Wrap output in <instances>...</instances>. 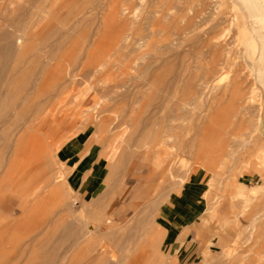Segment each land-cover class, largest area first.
Segmentation results:
<instances>
[{
    "label": "rangeland",
    "instance_id": "1",
    "mask_svg": "<svg viewBox=\"0 0 264 264\" xmlns=\"http://www.w3.org/2000/svg\"><path fill=\"white\" fill-rule=\"evenodd\" d=\"M121 1L0 0V264H264V0Z\"/></svg>",
    "mask_w": 264,
    "mask_h": 264
},
{
    "label": "bare ground",
    "instance_id": "2",
    "mask_svg": "<svg viewBox=\"0 0 264 264\" xmlns=\"http://www.w3.org/2000/svg\"><path fill=\"white\" fill-rule=\"evenodd\" d=\"M110 1V0H109ZM114 1V0H113ZM120 1V0H119ZM123 1V0H122ZM121 1V2H122ZM129 1V0H128ZM124 2V1H123ZM158 2V1H157ZM107 3V2H106ZM109 3V2H108ZM107 3V4H108ZM110 3H112V2H110ZM134 2H132V4H133ZM154 3V2H153ZM183 3H185V2H183ZM102 4V3H101ZM119 4H121V3H119ZM117 5H118V3H117ZM123 5H125V4H123ZM128 5V4H127ZM126 5V6H127ZM134 5V4H133ZM132 5V6H133ZM192 5V4H191ZM253 6L252 7H256V6H254V4H252ZM102 6V5H101ZM104 6H106V5H104ZM125 6V7H126ZM3 7V6H2ZM116 7V6H115ZM110 8L111 9V11H110V13L108 14V17L114 22V23H116L117 24V26H119L118 25V23H124L126 20H129V19H127L129 16V13H128V15H125V16H120V14L118 13V11H120V7L117 9V8ZM124 7V8H125ZM131 7V6H130ZM181 7V6H180ZM186 7V6H185ZM105 9H106V7H104ZM109 8V7H108ZM132 8V7H131ZM151 8V7H150ZM154 8V7H153ZM152 9V8H151ZM125 10V9H124ZM126 11H128V10H126ZM258 11V10H257ZM121 12H122V10H121ZM122 14V13H121ZM125 14V13H124ZM132 14V13H131ZM264 14V13H263ZM123 15V14H122ZM168 16V15H167ZM192 16V15H191ZM123 19H122V18ZM260 17V16H259ZM104 18H106V17H104ZM258 18V17H257ZM144 19V18H143ZM151 19V18H150ZM110 20V21H111ZM259 20H260V26L261 27H263L264 28V15H262V17L261 18H259ZM130 21V20H129ZM138 21V20H137ZM161 21V20H160ZM139 22V21H138ZM141 22V21H140ZM143 22V21H142ZM157 22V21H156ZM185 22H186V20H185ZM122 23V24H123ZM126 23H128V21H126ZM126 23H125V26H126ZM121 24V25H122ZM135 24V23H134ZM149 24V23H148ZM163 24V23H162ZM192 24V23H191ZM167 25V24H166ZM190 25V24H189ZM189 25H188V27H189ZM114 26V25H113ZM136 26H137V24H136ZM140 26V25H139ZM163 26H165V25H163ZM120 27H122L123 29H124V27H123V25L122 26H120ZM148 27V26H147ZM162 27V26H161ZM188 27H187V29H188ZM191 27V26H190ZM46 28V27H45ZM129 28V27H128ZM165 28H166V26H165ZM167 28H168V26H167ZM186 29V30H187ZM194 29V28H193ZM140 30H142V29H140ZM262 30V29H261ZM6 32H4V34H3V31H2V35H0L1 37H0V39L1 40H3V41H5V42H3V41H1V42H3L1 45H0V74H3L4 72H6V70H7V68H6V63L8 62V61H10V58L12 57H14L15 59H17L18 57H20V56H22V55H24L26 52H27V47H29L30 48V46L28 45L29 44V36H28V34L26 33V31L25 30H23V32L21 33V34H19L22 38H23V43L22 44H20V45H15L14 44V42H13V40H12V33H13V31L14 30H12V31H9V32H7V30H5ZM151 31V30H150ZM1 32V31H0ZM144 32V31H143ZM145 32H146V30H145ZM131 33V32H130ZM188 33H190V32H188ZM31 34V33H30ZM141 34V33H140ZM143 34V33H142ZM36 35V34H35ZM34 35V36H35ZM39 35V34H38ZM147 35V34H146ZM144 36V35H143ZM31 37H32V35H31ZM30 37V38H31ZM35 37H33L32 39H34ZM133 38V37H132ZM147 38H149V37H147ZM206 38V37H205ZM210 38V37H209ZM134 39V38H133ZM193 39V38H192ZM197 40V39H196ZM31 41L32 40H30V43H31ZM34 41V40H33ZM32 41V42H33ZM195 41V40H194ZM205 41V40H204ZM210 41V40H209ZM0 42V43H1ZM152 43V42H151ZM162 43V42H161ZM199 44H201L200 43V41L198 42ZM203 43V42H202ZM149 45V44H148ZM198 45V44H197ZM203 45V44H202ZM205 45V44H204ZM207 45H208V43H207ZM151 46V45H150ZM195 46V45H194ZM200 46V45H199ZM199 46H197V48H199ZM221 43L219 42V41H211L210 42V44H209V47H210V50H213V52H217V50H219L220 48H221ZM144 47H145V45H144ZM153 47V46H152ZM202 47V46H201ZM207 47V46H206ZM224 47V46H223ZM158 48H159V46H158ZM196 48V49H197ZM203 48V47H202ZM214 48V49H213ZM200 49V48H199ZM224 49H226V48H224ZM223 49V50H224ZM198 50V49H197ZM202 50V49H201ZM160 51V50H159ZM197 52H199V50L197 51ZM204 52H205V50H204ZM207 52V51H206ZM219 52V51H218ZM158 53V52H157ZM161 53H162V51H161ZM199 53H201V51L199 52ZM154 54H156V53H154ZM202 54V53H201ZM205 54V53H204ZM215 54V53H214ZM161 55L162 54H160V57H161ZM208 57V56H207ZM212 57V58H211ZM210 58L212 59V63H215V62H218V61H220V59L219 58H215V56H211ZM154 58V57H153ZM205 58V57H204ZM207 59H209V58H207ZM159 60V59H158ZM210 60V59H209ZM206 61V60H205ZM222 62V61H221ZM205 63V62H204ZM225 63V62H224ZM144 64V63H143ZM219 64L220 63H217V64H215L216 65V67H217V65L219 66ZM149 65V64H148ZM214 65V66H215ZM222 65V64H221ZM226 65V64H225ZM240 67V66H239ZM255 68V67H254ZM11 70L13 71L14 69H12L11 68ZM11 70H10V72H11ZM211 70V69H210ZM140 71V72H139ZM145 71H146V68H145V66L144 67H141L140 69H138V72H139V76H141V74H143V73H145ZM211 71H213V70H211ZM210 71V72H211ZM147 72L149 73V70H147ZM205 72V71H204ZM215 72V71H214ZM236 72V71H235ZM212 73V72H211ZM240 73V72H239ZM238 74V73H237ZM236 75V74H235ZM248 76V75H247ZM240 77V76H239ZM238 77V78H239ZM236 78H237V76H236ZM235 79V76H234V78H233V80ZM231 82V81H230ZM229 82V84H226V85H223V86H220V84H217V85H214L213 86V99H215V98H217L216 97V95L217 94H219V93H222L223 95H231V98H232V96H234V100L236 101V105L242 110V108L244 107V102L246 101V98H244L243 96H244V94H245V92H243V88H241V85H238L237 83H234V82H236L235 80H234V82H232V83H230ZM238 82V81H237ZM243 83V82H242ZM4 89V88H3ZM2 89V90H3ZM1 90V89H0ZM3 92V91H2ZM244 93V94H243ZM254 96V95H253ZM0 97H2V93H1V96ZM254 98V97H253ZM252 99V98H251ZM0 101H2V103L4 102L3 100H1L0 99ZM6 103V102H5ZM4 104V103H3ZM3 104H1V105H3ZM5 108H6V106H8V104L5 106V104L3 105ZM3 106H1V107H3ZM0 108L1 110L2 109H5V108ZM247 107V106H246ZM7 108H9V107H7ZM259 110V109H258ZM6 111V110H5ZM5 111L4 110H2V111H0V115H3V117H5L4 115H5ZM12 111V110H11ZM1 112H4V114L2 113L1 114ZM7 113V112H6ZM15 113V112H14ZM35 113V112H34ZM12 114H13V112H12ZM40 114V113H39ZM11 116V115H10ZM8 117V116H7ZM12 117V116H11ZM14 117V116H13ZM0 118H2L1 116H0ZM40 118V117H39ZM1 120H3V119H1ZM9 120V119H8ZM1 124H2V122H1ZM2 127V126H1ZM101 127V126H100ZM105 131V130H104ZM112 144V143H111ZM116 147L117 146H115V148H114V152H116ZM261 156V155H260ZM50 161V160H49ZM183 180V179H182ZM193 180V179H192ZM261 189H263V186H261V185H255V186H253L252 188H251V192L252 193H255V192H257V191H260ZM183 192V191H182ZM164 229V228H163ZM161 231V230H160ZM163 233V232H162ZM165 233V232H164ZM10 240V239H9ZM52 252V251H51ZM17 253V252H16ZM19 254V253H18ZM53 255H55L54 253H53ZM55 257V256H54ZM2 258V257H1ZM144 258V257H143ZM54 259V258H53ZM58 259V258H57ZM138 261L140 260V259H137ZM54 262V261H53ZM56 262V261H55Z\"/></svg>",
    "mask_w": 264,
    "mask_h": 264
},
{
    "label": "crops",
    "instance_id": "3",
    "mask_svg": "<svg viewBox=\"0 0 264 264\" xmlns=\"http://www.w3.org/2000/svg\"><path fill=\"white\" fill-rule=\"evenodd\" d=\"M51 129H52L51 133L53 135H56L57 133H59V131H57V129L52 125H51ZM79 153H80V142L77 143L76 151L74 152V156L72 155L73 156L72 159L74 161H76V164L78 162L77 157H78ZM154 169H155L154 166L149 167L147 173L144 174L140 183L131 191V194H130L129 199L127 201H128V203L130 202V203L134 204V207H137L139 204L142 203V201L147 199L148 195H150V191L152 190L151 189V183L155 181V179L153 178V175L155 172ZM93 179H100L99 173L94 174L89 180H93ZM5 180H6V178L0 179V184H2ZM69 180L72 184H74L75 187L82 189L81 186H82L83 181L88 180V179L82 180V179H80L79 176L78 177L76 176V178H74V175H70ZM202 193H199V195L200 194L202 195ZM192 200H193L194 204L201 202L200 196L198 197L197 193L192 195Z\"/></svg>",
    "mask_w": 264,
    "mask_h": 264
}]
</instances>
